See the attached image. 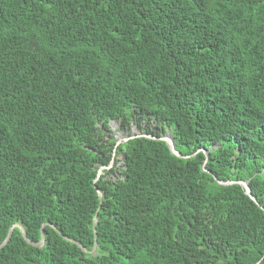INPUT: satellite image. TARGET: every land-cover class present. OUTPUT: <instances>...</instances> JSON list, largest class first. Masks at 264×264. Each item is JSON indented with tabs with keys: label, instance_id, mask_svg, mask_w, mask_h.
I'll use <instances>...</instances> for the list:
<instances>
[{
	"label": "trees",
	"instance_id": "16d2710c",
	"mask_svg": "<svg viewBox=\"0 0 264 264\" xmlns=\"http://www.w3.org/2000/svg\"><path fill=\"white\" fill-rule=\"evenodd\" d=\"M262 209L264 0H0V264H264Z\"/></svg>",
	"mask_w": 264,
	"mask_h": 264
},
{
	"label": "water",
	"instance_id": "95a60500",
	"mask_svg": "<svg viewBox=\"0 0 264 264\" xmlns=\"http://www.w3.org/2000/svg\"><path fill=\"white\" fill-rule=\"evenodd\" d=\"M165 140V142H166V144H167V147H168V149H169V151L171 152V153H173L174 155H176V156H180V157H182L181 155H179V153L177 152V151H175L174 149H173V146H174V141H173V139H172V137L171 136H167V138L166 139H164ZM205 156H206V152H205ZM216 182L217 183H219V184H225V183H227V182H224V181H220V180H217L216 179ZM238 183L243 187V189H244V192L255 202V204H257L258 206H259V203L255 200V198L251 195V193L249 192V187H248V184H247V182L246 181H238ZM97 194H98V197H99V202H100V200H101V193L99 192V191H97ZM263 210V212H264V209H262ZM95 216H96V213H95V215H94V218H93V222H92V227L94 228V224H95ZM18 227H19V229H20V233H21V235H22V237L24 238V239H26V236H25V232H24V229L20 226V225H17ZM11 229L12 228H10L9 229V231H8V233H7V235H6V237H5V239L3 240V242L1 243V245H3L8 239H9V236H10V234H11ZM41 238H40V241L39 242H37V243H33V242H31V241H28L27 239H26V241L28 242V243H30V244H32V245H35V246H41L42 244H43V240H44V237H43V231H42V227H41ZM64 238H66V239H68L67 237H64ZM72 241V240H71ZM77 245L79 246V244L77 243ZM95 248V244L93 245V247L91 248V250L90 251H92L93 249Z\"/></svg>",
	"mask_w": 264,
	"mask_h": 264
},
{
	"label": "rangeland",
	"instance_id": "374dc122",
	"mask_svg": "<svg viewBox=\"0 0 264 264\" xmlns=\"http://www.w3.org/2000/svg\"><path fill=\"white\" fill-rule=\"evenodd\" d=\"M109 128H111L110 130H112V129L114 130V131H112L113 132L112 134H113V136H114V138H115L116 141L117 140L120 141L121 140L120 138L122 137V135H126V133H124L121 130H119L118 125H117L116 122H113L112 121L109 124ZM136 132H137L136 128L135 127L133 128L131 126V128H129L128 134H131V133L136 134ZM166 135H170L171 136V132H170V129L169 128H166L165 129V133L163 134V137H165Z\"/></svg>",
	"mask_w": 264,
	"mask_h": 264
},
{
	"label": "clouds",
	"instance_id": "9594fccd",
	"mask_svg": "<svg viewBox=\"0 0 264 264\" xmlns=\"http://www.w3.org/2000/svg\"><path fill=\"white\" fill-rule=\"evenodd\" d=\"M132 127H133V126H132ZM133 128H134V127H133ZM113 131H114V130H113ZM126 136H127V135H126ZM130 136H131V135L127 136V138L130 137ZM167 136H168V135H166L165 137L162 136L161 139L164 140V139L167 138ZM169 136H170V135H169ZM127 138H126V139H127ZM123 141H124V140H123ZM164 141H165V140H164ZM120 142H122V141H121V140H120V141L117 140V141H116V144H117V143H120ZM246 182H247V181H246Z\"/></svg>",
	"mask_w": 264,
	"mask_h": 264
},
{
	"label": "built area",
	"instance_id": "2783aa9c",
	"mask_svg": "<svg viewBox=\"0 0 264 264\" xmlns=\"http://www.w3.org/2000/svg\"><path fill=\"white\" fill-rule=\"evenodd\" d=\"M136 134H138L137 132H136ZM131 136H133L134 134L133 133H131L130 134ZM127 138V136L126 135H122V137L120 138L121 139V141H123V140H125Z\"/></svg>",
	"mask_w": 264,
	"mask_h": 264
},
{
	"label": "bare ground",
	"instance_id": "6f19581e",
	"mask_svg": "<svg viewBox=\"0 0 264 264\" xmlns=\"http://www.w3.org/2000/svg\"><path fill=\"white\" fill-rule=\"evenodd\" d=\"M120 137V136H119Z\"/></svg>",
	"mask_w": 264,
	"mask_h": 264
}]
</instances>
